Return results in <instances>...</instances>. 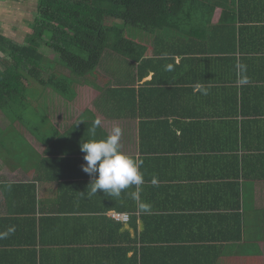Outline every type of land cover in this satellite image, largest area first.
Masks as SVG:
<instances>
[{
    "label": "crops",
    "instance_id": "crops-1",
    "mask_svg": "<svg viewBox=\"0 0 264 264\" xmlns=\"http://www.w3.org/2000/svg\"><path fill=\"white\" fill-rule=\"evenodd\" d=\"M14 1L0 0L12 40ZM198 1L182 26L131 29L127 56L106 49L72 99L43 87L47 127L0 155V233L15 229L0 264H264V0ZM95 120L96 139L118 125L142 161V185L119 198L87 194L80 143Z\"/></svg>",
    "mask_w": 264,
    "mask_h": 264
},
{
    "label": "trees",
    "instance_id": "trees-1",
    "mask_svg": "<svg viewBox=\"0 0 264 264\" xmlns=\"http://www.w3.org/2000/svg\"><path fill=\"white\" fill-rule=\"evenodd\" d=\"M198 0H37L35 17L20 43L0 33V110L13 120L25 106L29 85L49 87L69 100L74 84L84 79L98 65L106 49L127 56L135 43L124 35V28L108 25L106 20H120L143 30L182 26V14L199 16ZM232 2V1H231ZM208 5L210 16L216 2ZM180 9V10H179ZM110 40V41H109ZM53 51L51 59L41 49ZM70 70L64 73L55 60ZM51 64V66H50ZM36 84V85H35ZM27 112V111H26ZM25 114V113H22Z\"/></svg>",
    "mask_w": 264,
    "mask_h": 264
},
{
    "label": "clouds",
    "instance_id": "clouds-1",
    "mask_svg": "<svg viewBox=\"0 0 264 264\" xmlns=\"http://www.w3.org/2000/svg\"><path fill=\"white\" fill-rule=\"evenodd\" d=\"M173 66L166 65V70L171 71ZM100 126V121L95 120L89 130L92 139L84 140L80 143V150L84 154L86 163L82 164V170L93 176L89 183V198L97 195L98 191L112 198H119L122 192L132 186H139L143 183V175L140 172L142 161L124 153L121 150V137L123 130L120 126H114L107 136L96 139V129ZM133 199L136 193H130ZM14 227H9L6 232L0 233L3 238L14 232Z\"/></svg>",
    "mask_w": 264,
    "mask_h": 264
},
{
    "label": "rangeland",
    "instance_id": "rangeland-1",
    "mask_svg": "<svg viewBox=\"0 0 264 264\" xmlns=\"http://www.w3.org/2000/svg\"><path fill=\"white\" fill-rule=\"evenodd\" d=\"M36 3H37L36 0H15L13 3L12 2L9 4L7 3V6H5L4 8L5 10L3 12L6 15H4L5 17H3L4 18L3 22L7 23L10 26L9 28L11 29V32H13L16 35L14 36V41L20 43L24 42L23 41L24 37L29 31L28 23L32 19H34L36 15L35 14ZM106 23L108 25H116L123 27L125 36L131 29L135 28L131 25L124 26L120 20L110 19L109 21L106 20ZM41 49L44 51L46 56L49 57L48 59H51L54 56L53 51L45 48V46H43ZM52 65L54 66L58 65L59 69L62 66L61 69L66 72L65 74L71 75L70 70L64 65H61L57 59L54 61ZM27 92H32V93L30 96L25 97L27 98L24 100L25 106L20 107L19 110L17 111L18 112L17 114L19 116L15 115L13 120H10V118L7 117L8 123L12 125L6 129L0 128V155L13 156V155H18V153H22L24 151L25 134L22 128L25 127L26 130L28 131L29 128H33V130L36 131V129L39 128L45 129V127H47L44 126L42 123L44 121V118L48 116V111L46 110L43 104L44 94L39 95V93H44V89L36 85L35 90H33V86L29 85ZM37 92L39 95V99L36 102ZM49 98L50 97H48L47 99ZM0 114H3L1 110H0ZM0 119L1 121H5V117L3 118L1 117V115H0ZM18 123L21 124L22 127H20ZM23 123H29V127L25 126ZM259 219L261 220L260 225L264 226V215L262 214V212ZM250 230L251 232L258 234V227L250 226ZM261 233L264 235V227L261 228Z\"/></svg>",
    "mask_w": 264,
    "mask_h": 264
},
{
    "label": "built area",
    "instance_id": "built-area-1",
    "mask_svg": "<svg viewBox=\"0 0 264 264\" xmlns=\"http://www.w3.org/2000/svg\"><path fill=\"white\" fill-rule=\"evenodd\" d=\"M112 217L117 220L127 221L128 220V214L126 213H119V212H113Z\"/></svg>",
    "mask_w": 264,
    "mask_h": 264
}]
</instances>
